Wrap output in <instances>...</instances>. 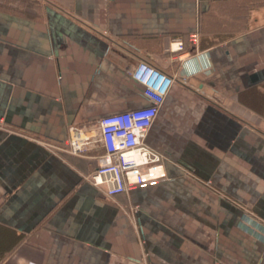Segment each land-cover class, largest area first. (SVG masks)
Returning <instances> with one entry per match:
<instances>
[{"label": "crops", "instance_id": "obj_1", "mask_svg": "<svg viewBox=\"0 0 264 264\" xmlns=\"http://www.w3.org/2000/svg\"><path fill=\"white\" fill-rule=\"evenodd\" d=\"M4 1L0 264H264V0ZM143 61L175 78L146 138L171 179L108 197L99 121L149 104Z\"/></svg>", "mask_w": 264, "mask_h": 264}, {"label": "built area", "instance_id": "obj_2", "mask_svg": "<svg viewBox=\"0 0 264 264\" xmlns=\"http://www.w3.org/2000/svg\"><path fill=\"white\" fill-rule=\"evenodd\" d=\"M190 43L197 48L198 34L190 36ZM185 50L186 44L181 39L173 40L168 48L174 59L191 64V55L185 59L180 55ZM132 77L143 87V96L149 104L107 115L99 121L103 153L96 157L98 162L89 180L108 197L153 188L171 179L165 169L166 156L150 147L146 138L175 78L146 61L137 64ZM84 133L82 129L73 128L66 142L55 148L83 156L92 144Z\"/></svg>", "mask_w": 264, "mask_h": 264}, {"label": "trees", "instance_id": "obj_3", "mask_svg": "<svg viewBox=\"0 0 264 264\" xmlns=\"http://www.w3.org/2000/svg\"><path fill=\"white\" fill-rule=\"evenodd\" d=\"M20 1H25V2H29L28 0H20Z\"/></svg>", "mask_w": 264, "mask_h": 264}, {"label": "rangeland", "instance_id": "obj_4", "mask_svg": "<svg viewBox=\"0 0 264 264\" xmlns=\"http://www.w3.org/2000/svg\"><path fill=\"white\" fill-rule=\"evenodd\" d=\"M4 1V0H3ZM4 2H7V0H5ZM23 2H25V1H23ZM21 7H23L22 5H21Z\"/></svg>", "mask_w": 264, "mask_h": 264}]
</instances>
